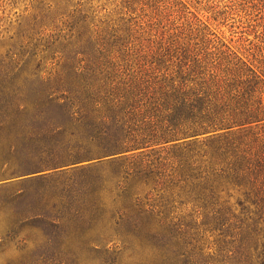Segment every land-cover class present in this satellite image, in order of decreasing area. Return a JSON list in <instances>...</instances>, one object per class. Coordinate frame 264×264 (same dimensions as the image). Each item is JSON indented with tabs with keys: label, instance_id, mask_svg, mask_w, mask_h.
Masks as SVG:
<instances>
[{
	"label": "trees",
	"instance_id": "1",
	"mask_svg": "<svg viewBox=\"0 0 264 264\" xmlns=\"http://www.w3.org/2000/svg\"><path fill=\"white\" fill-rule=\"evenodd\" d=\"M0 48V130L120 167L156 260L264 264V0H32Z\"/></svg>",
	"mask_w": 264,
	"mask_h": 264
},
{
	"label": "rangeland",
	"instance_id": "2",
	"mask_svg": "<svg viewBox=\"0 0 264 264\" xmlns=\"http://www.w3.org/2000/svg\"><path fill=\"white\" fill-rule=\"evenodd\" d=\"M31 1L0 0V30L15 32ZM54 128L28 117L0 130V264H164L166 230L137 215L147 191L115 197L122 169L69 156Z\"/></svg>",
	"mask_w": 264,
	"mask_h": 264
}]
</instances>
